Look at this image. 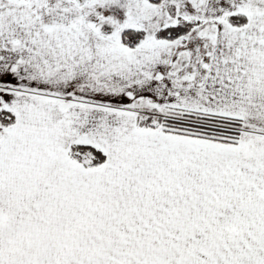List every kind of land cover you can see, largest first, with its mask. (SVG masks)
I'll return each instance as SVG.
<instances>
[{
    "label": "snow or ice",
    "instance_id": "obj_1",
    "mask_svg": "<svg viewBox=\"0 0 264 264\" xmlns=\"http://www.w3.org/2000/svg\"><path fill=\"white\" fill-rule=\"evenodd\" d=\"M0 264H264V0H0Z\"/></svg>",
    "mask_w": 264,
    "mask_h": 264
}]
</instances>
